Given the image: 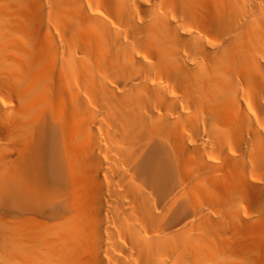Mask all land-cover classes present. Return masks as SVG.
<instances>
[{
	"label": "bare ground",
	"instance_id": "bare-ground-1",
	"mask_svg": "<svg viewBox=\"0 0 264 264\" xmlns=\"http://www.w3.org/2000/svg\"><path fill=\"white\" fill-rule=\"evenodd\" d=\"M0 264H264V0H0Z\"/></svg>",
	"mask_w": 264,
	"mask_h": 264
},
{
	"label": "rangeland",
	"instance_id": "rangeland-1",
	"mask_svg": "<svg viewBox=\"0 0 264 264\" xmlns=\"http://www.w3.org/2000/svg\"><path fill=\"white\" fill-rule=\"evenodd\" d=\"M82 46L83 45H80V49H85V47H83L82 48ZM73 75H75L74 73H72V76ZM71 77V76H70ZM75 76L74 77H71L70 79V82H72V85H75L74 84V82L76 81L77 82V80L75 79ZM75 82V83H76ZM77 84V83H76ZM71 202V201H70ZM73 205H75L76 203H73V202H71ZM71 204V206L73 207V205ZM78 204H76V206H77ZM74 208V207H73ZM72 226V225H71ZM70 226V228H69V233H71V236H70V243H69V252H70V254L73 256L75 253L77 254L78 253V245H77V242H76V240H75V237H74V235H73V233H72V227ZM226 230H227V228L226 227H224V226H221V227H218V231L217 232H220V233H228V232H226ZM116 240H119V238L118 237H116L115 238ZM75 250V251H74ZM74 251V252H73ZM208 254H209V256H210V258L211 259H222V260H225L226 259V257L228 256H226V254H227V250L225 249V248H223V247H217V248H213V249H211L209 252H208Z\"/></svg>",
	"mask_w": 264,
	"mask_h": 264
}]
</instances>
